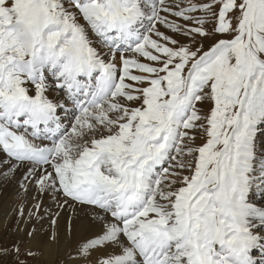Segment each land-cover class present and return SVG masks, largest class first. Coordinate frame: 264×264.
Here are the masks:
<instances>
[{
    "label": "snow or ice",
    "instance_id": "6c2138e0",
    "mask_svg": "<svg viewBox=\"0 0 264 264\" xmlns=\"http://www.w3.org/2000/svg\"><path fill=\"white\" fill-rule=\"evenodd\" d=\"M0 178L46 264H264V0H0Z\"/></svg>",
    "mask_w": 264,
    "mask_h": 264
},
{
    "label": "bare ground",
    "instance_id": "6f19581e",
    "mask_svg": "<svg viewBox=\"0 0 264 264\" xmlns=\"http://www.w3.org/2000/svg\"><path fill=\"white\" fill-rule=\"evenodd\" d=\"M21 173H17L16 179H20ZM11 192H14L13 195L16 193H21V190L19 189V186L14 182H5L2 178H0V223H4L7 220L11 221V228L12 230H17L18 222L20 220V217L13 211V209L17 206L18 202H13V197ZM6 194V196L3 198L1 195ZM34 190H30L28 194V200L27 205L30 206L31 204V196L34 195ZM22 199H24V194L22 193ZM25 219L27 217L25 216ZM31 225V222H29ZM63 223V221H61ZM19 227L21 229H24L25 226L23 224H20ZM44 229H48V224L45 222ZM30 230V229H29ZM18 231V230H17ZM23 243L26 247L31 248L33 251H38L37 245L42 244L44 239V232L41 231V233L37 236L36 240H32L31 238L27 237L23 231ZM46 257L48 260L50 259L47 251H45V254L43 256ZM58 257L52 256L51 259H57Z\"/></svg>",
    "mask_w": 264,
    "mask_h": 264
},
{
    "label": "rangeland",
    "instance_id": "374dc122",
    "mask_svg": "<svg viewBox=\"0 0 264 264\" xmlns=\"http://www.w3.org/2000/svg\"><path fill=\"white\" fill-rule=\"evenodd\" d=\"M210 43V41L206 42ZM201 107H204L205 109L207 108V105H201ZM202 141L198 140L197 143H201ZM14 192H11L13 197V202H19L22 200V192L21 193H16L13 195ZM3 198L6 196V194L1 195ZM16 201V202H15ZM23 231H17V230H12L11 228V221L7 220L4 223H0V248H13L14 245L19 244L21 254L19 256V260H24L27 262V264H46L48 259L45 257H37L33 259L32 257H29L26 255V250L29 247H26L25 244L23 243ZM59 257L55 260H58ZM0 264H18L17 257L15 253L13 252L12 254L4 257L0 256Z\"/></svg>",
    "mask_w": 264,
    "mask_h": 264
}]
</instances>
